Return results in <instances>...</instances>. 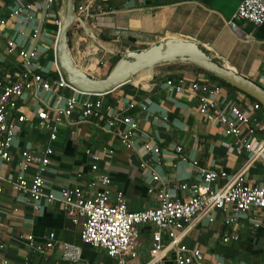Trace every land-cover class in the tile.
<instances>
[{"label": "crops", "instance_id": "1", "mask_svg": "<svg viewBox=\"0 0 264 264\" xmlns=\"http://www.w3.org/2000/svg\"><path fill=\"white\" fill-rule=\"evenodd\" d=\"M33 2L34 19L28 23L21 17L10 16L8 0H0V82L15 80L23 66L12 54L5 51V39L12 38L17 45H29L31 27L39 26L34 43L37 62L46 69V77L52 79V47L55 37L51 19H42L39 3ZM104 13L95 21L72 22L68 28L67 45L73 62L81 67L87 59L83 45L93 36V41L101 47H93L90 53L106 73L117 58V54L126 50H138L164 37L176 36L191 39L218 62L234 69L240 75L254 80L264 59V22L253 25L250 22L234 19L235 28L226 26L239 0H101ZM55 7L53 4L49 10ZM61 20V19H60ZM90 52V51H89ZM80 64V65H79ZM88 74V73H87ZM142 74V72L140 73ZM141 82L126 81L108 91L103 102H112L115 98L127 99L134 107L127 113L137 120L139 127L150 133L161 149V160L155 169L170 185L179 182L196 181L193 170L185 163L177 162L170 148L182 144L183 152L195 158L199 164L225 171L227 178H220V186L239 173L245 175L246 181L264 185V161L255 159L249 153L241 155L228 153L222 141L229 137L219 126L204 121L196 112L195 98L190 93H170L163 82L166 78L183 76L186 79L198 78L211 81L204 73L196 71L187 62H170L158 64L143 72ZM136 76H139L136 75ZM220 85V84H219ZM223 94L234 103L249 111L254 126L264 122L262 110L254 112L251 101L245 95L231 88L220 85ZM69 94L65 88H56L55 93L38 90L35 96L24 93L17 100V108L11 114H23L29 119L15 123V136L9 151V160L0 164V174L9 179L18 170L20 149L31 145L35 149L33 162L27 170L30 175L38 164L42 147L47 143V129L35 124L34 112L37 109L57 107L63 104ZM49 114V110H47ZM166 115L167 120L157 122L152 115ZM96 119L79 117V111L73 110L67 122L58 124L56 138L51 142L52 153L41 175L47 188L56 190L61 187L79 185L95 177L98 173H107L110 178V191H120L130 210H142L155 205L152 194L146 192L151 185L148 173L138 168L139 156H144L139 142L135 150L123 149L116 131L103 129ZM263 134L255 133L249 138L253 149ZM102 147L112 149V153L102 152ZM96 152L100 155L98 168L91 171L90 158L85 153ZM179 198L181 191L172 189ZM211 221L207 215L196 217L185 227L180 237L181 243L188 247H197L202 252L203 261L220 260L223 264H264V212L251 208L240 216L231 226L238 234L235 242L222 243L216 233L227 229L225 214L213 210ZM258 222L252 226V221ZM154 227L150 224L138 227V245L134 258L125 257L124 264H138L146 261L147 248ZM54 234V246L44 255L38 254L25 245L21 236L31 234L34 244H41L47 232ZM0 264L7 259L8 264H118L115 258L107 256L101 249L82 244L78 237V226L73 225L65 215L58 202L43 204L33 210L22 197L2 183L0 194ZM61 243L79 247L76 260L62 256ZM143 254V255H140ZM144 262L142 264H144ZM161 264H174L170 255Z\"/></svg>", "mask_w": 264, "mask_h": 264}, {"label": "built area", "instance_id": "2", "mask_svg": "<svg viewBox=\"0 0 264 264\" xmlns=\"http://www.w3.org/2000/svg\"><path fill=\"white\" fill-rule=\"evenodd\" d=\"M8 1L11 3L10 16L21 17L25 23L34 19L35 3ZM34 1L40 5L41 18L51 19L58 27L61 21L57 18V12L54 16L49 12L55 0ZM104 12L101 0H74L72 22L95 21ZM234 19L244 20L253 25L262 24L264 0H239L231 17L226 21V26L234 29ZM3 23L4 20L0 18V24ZM38 32L39 26L31 27L29 45L21 46L12 38L5 39L6 53L17 57L23 70L15 80L8 83L0 82V164L9 160V151L15 136L14 120L22 122L29 119L23 114L11 115L17 108V100L24 93L35 96L38 90L55 93L56 88H65L69 94L64 97L61 106L52 108L44 104L45 108L34 112L35 124L47 129V143L42 147L36 169L30 175H27V170L33 162L35 149L28 144L20 149L21 159L14 176L5 179L0 174V194L2 183L7 182L12 191L20 195L33 210L40 209L43 204L58 202L69 221L78 226L80 241L92 248L101 249L107 256L115 258L118 264H124L125 257L136 256L138 227L144 224L154 227L147 248L148 257L144 264H161L168 255L174 264H223L218 259L204 262L199 248L181 243L180 237L185 227L200 215H207V220L211 221L213 210L222 211L228 227L216 235L222 243L237 241L238 234L231 226L251 208L264 212V185L250 183L246 181L243 173H239L229 180L226 179L223 185L217 186L218 179L227 178L225 171L199 164L195 158L183 152L180 143L172 145L171 154L177 162L185 163L193 170L196 181L170 185L155 169L161 160V149L157 140L139 127L137 120L127 113L134 107V103L121 98H115L110 103L103 102L102 98L107 92L85 93L75 89L64 79L53 53V77L52 79L46 77V69L37 62L34 43ZM88 38L89 41L83 45L87 59L84 63L81 62V68L90 75L89 72H95L98 65V62L94 61V69L88 67L89 58L92 57L90 53L94 52L93 47L101 46L93 41V36L89 35ZM76 65L78 66L77 63ZM253 81L264 90V59ZM163 86L170 93H190L194 96L197 114L207 123L221 127L223 133L229 137L228 141L221 142L226 152L237 155L250 153L253 158L264 161V122L254 126L252 124L254 118L250 112L226 97L217 82L198 78L186 79L179 75L172 79L166 78ZM250 108L258 112L261 105L257 101H251ZM75 109L79 111L81 119H96L103 129L116 131L118 142L123 149L135 150V142H139L144 156H139L137 165L139 169L148 173L151 185L146 187V192L154 196L156 201L154 206L142 210L128 209L120 191L111 193L107 173H98L95 177L87 179L82 186L72 185L56 190L45 186L41 172L52 153L51 142L56 138L58 124L62 121L67 122ZM152 118L160 123L167 120L165 114L161 116L154 114ZM255 133H261L263 137L251 149L249 138ZM101 150L108 154L112 153V149L107 147H102ZM85 153L90 158V170L96 171L100 155L89 150H85ZM172 189L181 191L183 197H176ZM257 225L258 222L253 220L252 226ZM21 238L29 249L41 255L51 249L55 242L52 231L47 232L41 244H34L31 234ZM3 247L0 241V251ZM61 249L64 258L71 260L78 258V246L61 243ZM2 264H8V260L3 258Z\"/></svg>", "mask_w": 264, "mask_h": 264}, {"label": "water", "instance_id": "3", "mask_svg": "<svg viewBox=\"0 0 264 264\" xmlns=\"http://www.w3.org/2000/svg\"><path fill=\"white\" fill-rule=\"evenodd\" d=\"M74 0H65L62 23L56 29L53 58L64 79L75 89L85 93L108 92L130 77L158 64L174 61L190 63L202 71L235 87L257 101L264 109V90L253 80L218 62L191 39L176 36L164 37L138 50H126L117 58L102 77H92L72 60L66 32L73 21Z\"/></svg>", "mask_w": 264, "mask_h": 264}, {"label": "trees", "instance_id": "4", "mask_svg": "<svg viewBox=\"0 0 264 264\" xmlns=\"http://www.w3.org/2000/svg\"><path fill=\"white\" fill-rule=\"evenodd\" d=\"M51 14H52L53 16L56 15L55 7H53V9L51 10ZM49 26H51L54 30L56 29V25H54V24H51V25H49ZM66 35H68V31L66 32ZM193 67H194V69H195L196 71H199V72L204 73V74H205V75H206L211 81H213V82H217L218 84H220V85H222V86H224V87H226V88H231V89H234V90H236V91H239L240 93H242L243 95H245V96H246L247 98H249L250 100L255 101L253 98H251V97L248 96L247 94L243 93L242 91L236 89L235 87L230 86L229 84L223 82L222 80H220V79H218V78H216V77H214V76H212V75H210V74H208V73L202 71L201 69H199L198 67H196V66H194V65H193ZM260 110H262L263 113H264V109H263L262 107H261ZM81 243H82V242H81ZM82 244H84V243H82ZM85 245H87V244H85Z\"/></svg>", "mask_w": 264, "mask_h": 264}, {"label": "rangeland", "instance_id": "5", "mask_svg": "<svg viewBox=\"0 0 264 264\" xmlns=\"http://www.w3.org/2000/svg\"><path fill=\"white\" fill-rule=\"evenodd\" d=\"M64 4H65V0H55V6L58 9V20H60V16L64 14ZM54 7V6H53ZM62 22V19L60 20ZM60 22V24H61ZM56 25V24H54ZM70 27V26H69ZM56 29H57V25H56ZM56 29L54 30V32H56ZM68 31V30H67ZM82 67V66H81ZM80 67V68H81ZM82 69V68H81ZM83 70V69H82ZM84 71V70H83ZM90 76L92 77H102L105 73L104 71L101 69L100 65H97L96 71L95 72H89ZM140 74V73H139ZM136 77V75H135ZM143 255V254H140ZM144 261L141 260L139 261L138 264H142Z\"/></svg>", "mask_w": 264, "mask_h": 264}, {"label": "bare ground", "instance_id": "6", "mask_svg": "<svg viewBox=\"0 0 264 264\" xmlns=\"http://www.w3.org/2000/svg\"><path fill=\"white\" fill-rule=\"evenodd\" d=\"M63 15L60 16V19H62ZM62 23V22H61ZM95 61V59H90V64L88 65V67L90 69H94V66H93V62ZM145 75L142 73V74H139V76H133V77H130L129 78V81L133 82V83H138V82H141L143 79H144Z\"/></svg>", "mask_w": 264, "mask_h": 264}]
</instances>
